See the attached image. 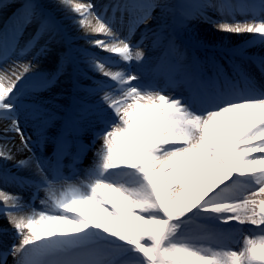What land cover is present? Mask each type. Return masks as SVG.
<instances>
[{"label":"snow or ice","instance_id":"6c2138e0","mask_svg":"<svg viewBox=\"0 0 264 264\" xmlns=\"http://www.w3.org/2000/svg\"><path fill=\"white\" fill-rule=\"evenodd\" d=\"M53 3L98 51L74 47L76 37L62 34L47 0H25L11 36L0 34V161L18 170L0 164V181L32 190L25 201L0 189V214L15 233L0 248V264L9 256L11 264H264V83L250 70L264 78V53L246 50L264 47V0H107L100 10L93 0ZM156 9L160 22L133 43ZM209 9L220 19L207 16ZM177 15L185 27L201 18L217 31L251 37L223 49L230 72L214 57H189L170 30ZM33 19L35 34L18 47L22 25ZM45 35L37 56L57 36L66 45L55 72L33 73L30 61L7 65ZM146 39L159 56L146 57ZM81 63L104 79L87 88L74 80V89L99 93L98 101L79 99L61 117L35 99L69 68L72 77H86ZM240 120L247 127L233 138ZM90 129L91 146L101 143L81 169L90 145L80 137ZM10 134L19 147L9 146ZM48 141L54 149L45 156ZM13 148L29 155L17 159ZM84 204L96 211L85 212Z\"/></svg>","mask_w":264,"mask_h":264},{"label":"rangeland","instance_id":"374dc122","mask_svg":"<svg viewBox=\"0 0 264 264\" xmlns=\"http://www.w3.org/2000/svg\"><path fill=\"white\" fill-rule=\"evenodd\" d=\"M93 2L96 4L97 10H100L101 6L105 3H107V0H93ZM24 3H25V0H0V13L1 12L7 13L6 17L3 18V21H1V23H0V34H3L7 31L9 36H11L12 32L15 30V28L17 26V20L15 19V15L22 8ZM47 3L49 5V10L56 16V18L58 20H62V23H61L62 34H63V31H67L68 34L76 37V39L74 41V47L86 48L92 52L98 51L97 49L89 48L88 45L86 44V42H83L84 39L79 38L82 34L76 33L78 30L76 31L75 27L72 26V24L69 20L62 19L63 13L55 8L53 0H47ZM155 12H156V14L157 13L160 14L159 9H156L153 12V14ZM208 13L211 14L212 16H214V18H216V19L219 18V14L210 10V9L208 11H206V15ZM237 19L238 20L243 19V17L237 15ZM159 22H160V16L156 21L155 27H156L157 23H159ZM168 23L170 24V30H174V35L177 39V43L182 48L186 49L189 57L195 55L201 60H206L207 58L214 57L220 65L224 66L225 68H228V69H224V70L229 71V72L231 70L229 69L228 65H225L222 62V60L220 59V55L226 56V53L223 52V49L232 48V47H235L237 45H242L245 42V41L235 42L233 45L224 46V48L220 47V46H215V45H207L208 43L209 44L213 43V44H217V45L222 46L226 43L216 41L214 38H212L211 40L209 39V41H207V37L203 36L202 35L203 33L195 32L192 28V23H204L207 25L209 24L207 21H205L204 19H201V18L192 19V20L188 21L186 27L182 26L179 15H177L174 19L169 18ZM144 25L145 24H142L140 26L141 28L139 27L140 29L138 28L136 30L135 35L132 36V42L133 43H136L139 40V38L141 36L140 32L145 27ZM38 26H39V21L36 19H33L30 23L22 25V32L18 38V47H23L25 45V43L35 34ZM138 34H140V35L137 37V39H134V37H136ZM201 36H203V37H201ZM48 38H49L48 35H45L44 37H42L41 40L39 41V43L37 44L36 48L32 49L31 52H29L26 56H24L22 58H29V59H31V62L34 63L35 60L39 56H41V55H39V56L36 55V53L39 50L40 45L44 44L45 41L48 40ZM95 38H101V37H95ZM236 39H238V38H236ZM58 40H60V36H57L56 39L52 40V42L49 43V45H48L49 50L47 53L54 52V54H55L54 59H53V61H54L53 65H50V67H48L47 70H45V71H38L35 69V67H33V73L39 74V73H53V72H55L57 65L59 63V60H60V54L62 51H64V49L66 47V45L63 42L58 43L57 42ZM231 42H232V40H231ZM143 47H144V51L146 53V57H148L149 59H153V58L160 55V50H155L152 48L151 39H146ZM246 50H247V52L252 51L250 49H246ZM47 53H45V54H47ZM260 53H264V52H260ZM45 54H43V55H45ZM16 57H18V56L13 54L12 56L9 57V59L6 63L15 61ZM52 67H54V69H52ZM80 67L86 73V77L81 76V75H77L76 77H72L70 75L71 68H69L68 71L66 72L67 74H69V78H68V80H69L68 86L70 87L69 92L65 90L67 88V86H65V89L63 88L64 83H66L67 80L64 79V75H61L59 77V79L56 81V83L51 88H49L45 91H42V92L35 93L34 94L35 99L38 101L46 102L45 106L46 107H53L54 110L57 111V113L61 117L65 115L66 111L70 110L68 108L71 105V102L73 105V103L75 104L76 101L79 99H86L87 102H89V103H95L96 101H98L99 95H100L99 93L94 95V96H88V94L84 91L75 90L74 89V80L76 82H78L80 85H82L83 87L87 88V87L93 86V84H92L93 79L102 80L104 78L97 76V74L92 73L91 71L86 70V69H88V68H86L87 67L86 64L81 63ZM136 67H137L136 63L133 62L132 63V70L135 71ZM250 70L253 72V74L256 76V78L259 82H261V80H262V83H264V78H262L260 76V74L255 70V67L250 66ZM31 76H32V74L30 73L29 77H26V80L31 78ZM147 82H148V78H145L142 76L141 83H147ZM156 83H157V86H163V80H157ZM173 94L179 95V93H173ZM54 106H58V107H54ZM109 113H110V110H109ZM61 123H62V120H57L55 122V126L48 130V135L54 136L57 132V129L60 127ZM247 124H248V121L242 123L241 126L245 127V126H247ZM29 133H31V129H29ZM80 138L83 140V142L85 144L90 145V148L88 151H91L90 154L87 151L86 154L84 155L85 157L88 155V159L86 160V163L82 162L78 165L79 168L83 169V168H87L92 163L93 153H94L95 149L100 146L101 141L98 143L96 141L95 145L91 146V141H92L91 129L85 131ZM33 140H35L34 135H33ZM31 146L33 147V150L36 152L37 155L41 154L38 146H35V145H31ZM53 149H54V144L51 141L46 142L45 146H44L43 155H45V156L51 155ZM64 163H65V165L69 164L70 159L66 157L64 160ZM0 164H3L12 173H17V171H18L16 168L13 167V164L9 163V161L6 164L3 161H0ZM64 172L67 175L69 173V170L67 168H65ZM19 174L20 175L21 174L30 175L29 171L19 172ZM10 184L13 185L15 188V190L12 189V190H10V192L18 193L21 195L23 193H26V196L23 197L25 201H30L32 199L31 189H27V188L21 189L19 187H16L12 183H10ZM3 185H4V182H3ZM37 201H39V199H37ZM81 209H83L85 212H95L96 211L92 207H90V208L84 207ZM50 227H52L53 229H56L58 226L56 224H51ZM4 231L5 230L0 229V234L2 232L4 233ZM8 234H9V237L11 239H9L7 242H5V244H7V243L10 244L9 241H12L13 239H15V233L13 232L12 227L9 228ZM0 240H1V236H0ZM3 246L4 245L0 244V248H2Z\"/></svg>","mask_w":264,"mask_h":264},{"label":"bare ground","instance_id":"6f19581e","mask_svg":"<svg viewBox=\"0 0 264 264\" xmlns=\"http://www.w3.org/2000/svg\"><path fill=\"white\" fill-rule=\"evenodd\" d=\"M208 11V10H207ZM6 14L5 12H1L0 13V23L1 21H3V18L6 17ZM160 14H156V12L153 14V17L154 19H151L149 20L144 26L143 30L140 32V34L144 33L146 31V29H149V28H154L155 27V24H156V21L157 19L159 18ZM207 16L211 17L212 20H219L220 17L218 19L214 18V16H212L211 14H207ZM192 28L195 32H200V33H203L202 35L203 36H206L207 37V41H209V39L211 40L212 38H214L216 41H220V42H223V43H226L224 45H217V44H213V43H208L207 45H215V46H220V47H223L224 46H230V45H233L235 42H240V41H248L251 39V37L247 34H244V35H236V34H228V33H223V32H220V31H217L216 28H215V25L213 24H204V23H192ZM76 29V28H75ZM77 31V29H76ZM77 34H82L81 32L77 31L76 32ZM138 34L136 37H134V39H137V37L140 35ZM201 36V37H203ZM238 38V39H236ZM232 40V42H231ZM234 40V41H233ZM85 42V40L83 41ZM87 46V45H86ZM152 46V45H151ZM89 47V46H88ZM252 51L248 52L249 54L251 53H259L260 52H264V47H251V48H248ZM54 52L52 53H47L45 55H41L39 56L34 63L31 62V59L29 58H22V57H16V60H19L21 63H26V62H31L33 64V66L35 67L36 70L38 71H45L47 70L48 67H50V65H53V59H54ZM15 60V61H16ZM14 62V61H13ZM13 62H9L7 63L8 66H11ZM87 68V67H86ZM52 69H54V67H52ZM88 71H90L89 69H86ZM93 73V72H92ZM96 74V73H95ZM97 76H99L97 74ZM101 77V76H100ZM69 74L65 73L64 74V79L67 80L66 83H64V86L63 88L65 89V86H67V88L65 89L66 91L69 92V89L70 87L68 86L69 84ZM262 82V80H261ZM67 92V93H68ZM69 95V94H68ZM74 98V97H73ZM247 120H240V121H237L235 122V124L233 125V127L230 129V135L234 138L240 131H242L245 127H242L241 124L246 122ZM2 123L3 122H0V126H2ZM11 136V139L8 141L9 143V146L11 147L13 144H15L17 147H19V136L15 135V134H10ZM4 141H0V143H3ZM100 142L99 140H97V143ZM95 148V147H94ZM13 152L14 154L16 155L17 159H20V158H25L27 157L29 154L28 152L25 150V151H22V152H17L16 151V148H13ZM89 154L91 151H88ZM88 159V155L85 157L84 159V163H86V160ZM10 164H13L12 161H9ZM30 175H31V172H29ZM21 175H28V174H21ZM0 189H3L4 191H7V192H10V190H15L14 186L11 185V184H5L3 185V182L0 181ZM13 193V192H11ZM21 195V194H20ZM43 192H40L39 193V196L42 198L43 197ZM22 197H25L26 196V193H23L21 195ZM2 206V205H0ZM35 207L39 208L40 207V204H39V201H35ZM90 208L91 205L90 204H84V205H80V208ZM58 226V225H57ZM64 227H68L66 225H64ZM6 228V229H5ZM9 228H11V225L8 223V220L7 218L0 214V229L1 230H5L4 233L2 232L0 234L1 236V240H0V244L1 245H10L11 243L15 242V239H13L12 241H9L10 244H5V242H7L9 239H11L9 237V234H8V231H9ZM14 232V231H13ZM11 260L12 258L9 256L8 257V262L9 264H11Z\"/></svg>","mask_w":264,"mask_h":264}]
</instances>
